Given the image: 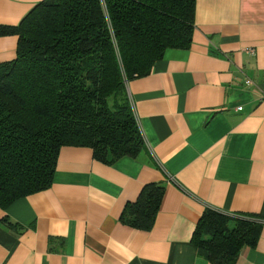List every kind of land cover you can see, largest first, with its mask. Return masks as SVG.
<instances>
[{
    "label": "crops",
    "instance_id": "0c3cea01",
    "mask_svg": "<svg viewBox=\"0 0 264 264\" xmlns=\"http://www.w3.org/2000/svg\"><path fill=\"white\" fill-rule=\"evenodd\" d=\"M40 1L0 0V25ZM194 5L190 47L126 84L144 149L104 162L61 147L46 189L0 207V264H213L191 242L207 209L254 218L234 264H264V0ZM17 41L0 35V64ZM146 186L162 188L147 230L120 219Z\"/></svg>",
    "mask_w": 264,
    "mask_h": 264
},
{
    "label": "trees",
    "instance_id": "16d2710c",
    "mask_svg": "<svg viewBox=\"0 0 264 264\" xmlns=\"http://www.w3.org/2000/svg\"><path fill=\"white\" fill-rule=\"evenodd\" d=\"M195 0H42L17 25L15 58L0 64V207L46 189L60 148L112 162L145 147L127 94L169 48L188 49ZM162 197L146 186L120 219L149 229ZM13 229L7 218H2ZM256 221L207 209L191 242L213 264H234Z\"/></svg>",
    "mask_w": 264,
    "mask_h": 264
},
{
    "label": "built area",
    "instance_id": "2783aa9c",
    "mask_svg": "<svg viewBox=\"0 0 264 264\" xmlns=\"http://www.w3.org/2000/svg\"><path fill=\"white\" fill-rule=\"evenodd\" d=\"M245 50L248 51V52H250V53H253L254 52L253 48H245ZM261 97L264 98V92H262ZM238 109H240V107ZM134 118H135V116H134Z\"/></svg>",
    "mask_w": 264,
    "mask_h": 264
}]
</instances>
